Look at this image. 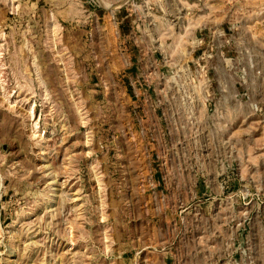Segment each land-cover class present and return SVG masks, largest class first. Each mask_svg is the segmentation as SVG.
I'll list each match as a JSON object with an SVG mask.
<instances>
[{"label": "rangeland", "instance_id": "rangeland-1", "mask_svg": "<svg viewBox=\"0 0 264 264\" xmlns=\"http://www.w3.org/2000/svg\"><path fill=\"white\" fill-rule=\"evenodd\" d=\"M0 264H264V0H0Z\"/></svg>", "mask_w": 264, "mask_h": 264}]
</instances>
